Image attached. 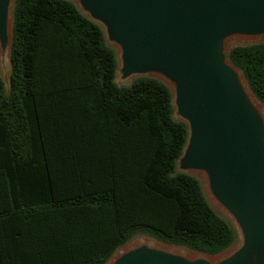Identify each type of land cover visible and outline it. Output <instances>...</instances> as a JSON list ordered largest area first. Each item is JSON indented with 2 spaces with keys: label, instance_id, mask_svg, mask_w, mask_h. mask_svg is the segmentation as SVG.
<instances>
[{
  "label": "trees",
  "instance_id": "16d2710c",
  "mask_svg": "<svg viewBox=\"0 0 264 264\" xmlns=\"http://www.w3.org/2000/svg\"><path fill=\"white\" fill-rule=\"evenodd\" d=\"M230 63L264 104V43ZM0 72V264H107L138 235L218 256L234 228L179 172L189 128L162 81L117 84L116 52L72 0H15ZM66 179L53 181L52 159ZM54 166V165H53Z\"/></svg>",
  "mask_w": 264,
  "mask_h": 264
},
{
  "label": "water",
  "instance_id": "95a60500",
  "mask_svg": "<svg viewBox=\"0 0 264 264\" xmlns=\"http://www.w3.org/2000/svg\"><path fill=\"white\" fill-rule=\"evenodd\" d=\"M74 1L120 46L124 77L159 74L175 84L189 128L178 163L209 176L244 236L242 249L219 264H264V122L224 50L233 35L264 33V0ZM11 3L0 0L3 43ZM114 264L213 263L141 247Z\"/></svg>",
  "mask_w": 264,
  "mask_h": 264
},
{
  "label": "rangeland",
  "instance_id": "374dc122",
  "mask_svg": "<svg viewBox=\"0 0 264 264\" xmlns=\"http://www.w3.org/2000/svg\"><path fill=\"white\" fill-rule=\"evenodd\" d=\"M73 2L76 3V5L79 7L81 12L86 14L81 6L74 0ZM14 5L15 0H12L11 6L9 8V29H8V37L6 42H2L0 40V72L2 75V78L5 82L7 90H9V84H10V76L12 72V65H11V48H12V36H13V12H14ZM103 29L106 37V41L109 47H111L117 55L118 59V72H117V78L116 82L119 86H130L136 79L140 78L141 76H130V77H124L122 73L123 68V60H122V50L119 45H117L114 41H112L108 35L106 27L101 24L100 22H97ZM264 43V33L263 34H256V35H245V34H237L233 35L226 39L224 50L225 55L228 56L229 51L236 46H249L253 44H259ZM229 64L231 65L230 61ZM239 77L241 78L242 83L244 84V88L247 91V93L251 96L252 102L255 106V108L258 109L259 114L261 115L263 122H264V104L260 103L255 96L252 94V92L249 89V86L243 76V74L238 71ZM144 77H153L156 79H159L160 81L164 82L171 90L173 97H174V108H175V114L174 117L178 121H184L183 118L178 113V108L176 105V99H177V89L175 84L168 79L167 77L159 74H151ZM179 172H185L192 176H195L201 183L204 194L209 202V204L212 206V208L215 210V212L224 220H226L235 230L237 240L235 244L225 251L224 253L218 255V256H210L205 254H199L192 252L186 248L183 247H176L171 246L167 244H163L161 242L156 241L154 238L147 236V235H138L135 238H133L132 241H130L127 245L121 247L115 255L111 258V260L107 264H114V262L123 254L130 252L135 249H139L141 247H148L150 249H156L163 252H168L171 254H176L183 256L187 259H203L207 260L213 264H219L223 261L228 260L231 258L234 254H236L240 249H242L244 245V236L242 233V230L234 217V215L230 212V210L217 198V196L214 194L212 187H211V181L209 176L204 172H199L195 170H183L180 166V163L177 165Z\"/></svg>",
  "mask_w": 264,
  "mask_h": 264
},
{
  "label": "crops",
  "instance_id": "0c3cea01",
  "mask_svg": "<svg viewBox=\"0 0 264 264\" xmlns=\"http://www.w3.org/2000/svg\"><path fill=\"white\" fill-rule=\"evenodd\" d=\"M52 168H50V172L52 176L50 177L53 181H64L66 178L65 170L63 169V165L60 163H55V157L52 159ZM54 165V166H53Z\"/></svg>",
  "mask_w": 264,
  "mask_h": 264
},
{
  "label": "bare ground",
  "instance_id": "6f19581e",
  "mask_svg": "<svg viewBox=\"0 0 264 264\" xmlns=\"http://www.w3.org/2000/svg\"><path fill=\"white\" fill-rule=\"evenodd\" d=\"M249 97V96H248Z\"/></svg>",
  "mask_w": 264,
  "mask_h": 264
}]
</instances>
